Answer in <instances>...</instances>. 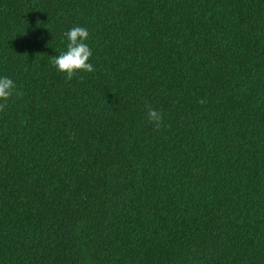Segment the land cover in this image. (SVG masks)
<instances>
[{
    "label": "trees",
    "instance_id": "16d2710c",
    "mask_svg": "<svg viewBox=\"0 0 264 264\" xmlns=\"http://www.w3.org/2000/svg\"><path fill=\"white\" fill-rule=\"evenodd\" d=\"M2 77L0 264H264V0H0Z\"/></svg>",
    "mask_w": 264,
    "mask_h": 264
},
{
    "label": "clouds",
    "instance_id": "9594fccd",
    "mask_svg": "<svg viewBox=\"0 0 264 264\" xmlns=\"http://www.w3.org/2000/svg\"><path fill=\"white\" fill-rule=\"evenodd\" d=\"M68 43L67 50L62 52L58 56H54L51 63L57 68L58 71L66 73V79L72 80L75 73L93 72L95 71L94 65L89 63L92 56V49L86 43L89 39V30L76 26L65 33ZM82 80L83 77H80ZM16 88L15 82L9 77L0 78V111H3L6 107V103L10 97H12L14 89ZM16 95L22 96L23 93H16ZM147 119L150 123L154 124L156 129H160L163 126L164 114L162 111H158L147 105Z\"/></svg>",
    "mask_w": 264,
    "mask_h": 264
}]
</instances>
